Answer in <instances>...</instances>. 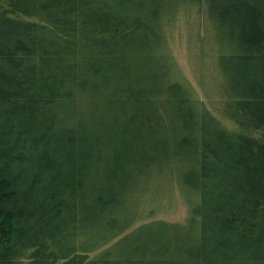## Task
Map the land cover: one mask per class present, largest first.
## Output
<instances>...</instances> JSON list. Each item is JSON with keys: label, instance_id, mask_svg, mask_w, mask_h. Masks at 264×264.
<instances>
[{"label": "trees", "instance_id": "1", "mask_svg": "<svg viewBox=\"0 0 264 264\" xmlns=\"http://www.w3.org/2000/svg\"><path fill=\"white\" fill-rule=\"evenodd\" d=\"M0 264H264V0H0Z\"/></svg>", "mask_w": 264, "mask_h": 264}, {"label": "rangeland", "instance_id": "2", "mask_svg": "<svg viewBox=\"0 0 264 264\" xmlns=\"http://www.w3.org/2000/svg\"><path fill=\"white\" fill-rule=\"evenodd\" d=\"M172 53L186 79L195 87L203 101L213 111L224 100L222 83L216 70L217 58L214 53L211 26L204 13L194 16L190 23L180 24L171 39ZM157 181L154 193L163 186ZM186 209L179 205L176 213L162 214L170 221H182Z\"/></svg>", "mask_w": 264, "mask_h": 264}]
</instances>
